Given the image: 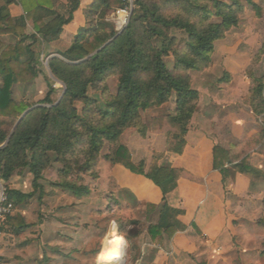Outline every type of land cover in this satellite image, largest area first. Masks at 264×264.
I'll return each instance as SVG.
<instances>
[{"label": "trees", "instance_id": "obj_1", "mask_svg": "<svg viewBox=\"0 0 264 264\" xmlns=\"http://www.w3.org/2000/svg\"><path fill=\"white\" fill-rule=\"evenodd\" d=\"M231 1L227 4L221 0H163L162 4H148L135 0V12L119 35L106 20L112 8L110 0H95L91 10L103 20L100 26L82 29L68 49L56 53L59 57L47 56L50 74L65 86L62 100L56 105L57 90L49 85L42 106L18 124L32 106L17 102L13 97L14 88L35 81L42 74L44 47L57 41L64 27L73 22L81 0H69L67 16L55 9L52 0H0V36L14 35L18 39L14 46L0 42V178L8 185L18 171L28 169L33 176L32 186L38 190L43 172L51 164L50 156L54 154L64 164V170L60 171L64 174L61 186L76 196H82V192L88 195L89 187L69 182V176L77 168L81 173L97 177L98 161L103 148L109 144L110 152L104 157L107 163L145 176L163 194V204L147 213V218L158 213V222L148 227L153 244L162 248L165 236L172 240L177 233L186 231L188 226L180 220L185 212L171 207L168 196L177 189L181 177L189 176L188 172L156 167L147 173L143 162L139 165L133 162L127 142L136 133L147 136L141 112L161 107L173 94L176 108L167 116V124L176 130L174 139L185 142L200 101V93L192 88L188 72L207 68L215 43L239 25L243 5L239 0ZM246 1L257 9L252 0ZM124 2L117 0L123 8ZM17 3L23 7L25 17L13 19L9 6ZM164 7L174 8L176 14H164ZM215 18L220 23L210 22ZM28 22L33 23L31 34L27 33ZM107 28L111 32L102 34ZM172 30L183 32L187 38L171 37ZM171 54L175 58L174 70L164 60ZM111 76L118 77L119 81L115 97L108 94L105 85ZM91 89L102 93L104 108L97 99L89 97ZM263 92L264 83L259 82L254 95L263 101ZM78 102L83 104L81 113L75 107ZM231 166L229 151L215 146L213 168L220 173L225 189L236 175ZM234 168L242 175L262 176L251 165L250 156ZM9 196L16 207L31 199L34 193L24 195L9 189ZM139 224L126 222L129 226ZM191 226L201 233L194 223ZM124 230L125 223H121L119 233L125 234Z\"/></svg>", "mask_w": 264, "mask_h": 264}, {"label": "rangeland", "instance_id": "obj_2", "mask_svg": "<svg viewBox=\"0 0 264 264\" xmlns=\"http://www.w3.org/2000/svg\"><path fill=\"white\" fill-rule=\"evenodd\" d=\"M94 1L83 11L87 19L84 29L96 28L103 22L91 10ZM144 1L148 4L163 3V0ZM221 1L232 3L231 0ZM239 1L243 5L239 25L231 28L223 39L215 43L211 64L203 70L188 72L192 88L200 93L199 105L188 126V132L191 126L201 129L198 119L193 121L197 113L210 112L206 113L210 118V122L206 123V130L215 136L219 146L229 151L231 167L236 174L227 188H224L226 211L224 229L219 239L211 246L206 245V239L193 229L194 237L199 238L191 249L194 264H264V92L263 101L254 95L259 82L264 83V0H252L257 9L246 0ZM57 3L56 10L67 16L68 5L61 0H57ZM124 3L125 8L129 9V24L135 12V0H125ZM110 4L112 8L107 13L106 20L114 25L120 35L128 26L127 24L122 31L118 30V12L123 7L117 4V0H110ZM163 11L168 16L176 14L172 7H164ZM210 22L220 23V20L215 18ZM110 32L111 29L107 28L102 34ZM170 36L177 40L187 38L183 32L176 30H172ZM71 40L72 38L66 39L64 36L58 44L60 49L70 47ZM155 44L159 45V42L156 41ZM48 55L49 51L44 49L41 57L42 74L35 81L15 87L17 102L26 103L31 108L42 106L51 84L57 90L55 100L63 98L65 86L50 74ZM164 60L168 68L174 70V56L171 54ZM105 85L111 97L118 94V77H109ZM88 95L97 99L102 108L105 107L101 92L91 89ZM175 101L176 96L173 94L169 102L161 107L141 112V118L147 127V135L150 131H166L169 150L178 153L183 150L186 141H176L173 136L176 130L167 124V116L176 108ZM75 107L81 113L83 104L75 103ZM109 152L110 146L106 144L96 168L97 177L81 173L77 168L69 176V182L89 187L90 193L85 195L82 192V196H76L72 190L61 186L64 174L61 175L60 171L64 170V164L51 154V164L44 170L40 181L41 188L34 190L31 186L34 191L31 211L40 221H48L52 226L51 235L44 237L46 240L43 242L40 237V242L34 244L35 250L30 254L28 264H98L104 252L111 254L116 251L118 239H123L126 244L125 264H140L138 261L143 253L139 244L143 248L146 246L148 227L158 222V213L147 218L143 206H137L129 198L127 203L121 202L126 197L117 190L113 182H109L105 171L109 163L104 157ZM247 156H250L251 165L262 176H246L235 170L234 167L241 164ZM154 158L157 162L161 159L159 156ZM154 168L155 165L145 170L144 164L147 173ZM18 172L22 173L23 181L29 179L28 169ZM189 176L184 175L190 179ZM31 178L33 180L32 175ZM7 186L10 189V184ZM128 221L140 224L129 226L126 225ZM121 223H125L123 235L119 233Z\"/></svg>", "mask_w": 264, "mask_h": 264}, {"label": "crops", "instance_id": "obj_3", "mask_svg": "<svg viewBox=\"0 0 264 264\" xmlns=\"http://www.w3.org/2000/svg\"><path fill=\"white\" fill-rule=\"evenodd\" d=\"M61 1L68 5L69 0ZM91 1L94 0H81L73 22L64 27L57 41L44 47L52 57L58 56L57 52L69 48V41L66 43L68 47L63 50L58 45L64 36L66 39L72 38V42L74 37L86 27L87 19L83 11ZM52 2L56 9L57 0H52ZM9 13L13 19L25 17V11L19 3L10 5ZM33 32V23L28 22L27 33ZM0 42L5 46H14L18 39L14 35H2ZM19 86L17 85L16 88ZM16 88L13 91L14 99ZM206 113L210 112L204 111L195 115L193 121L198 119L201 129L192 126L189 128L185 138L186 143L181 152L175 153L169 150V137L166 131H150L146 138L133 134L128 139L127 147L131 152L133 162L138 164L143 161L145 170H149L153 165L165 166L184 169L192 176V179L181 177L177 189L168 196V203L171 207L185 212L180 216V220L188 226V229L177 233L172 240L165 236L162 248H158L147 236L146 246L143 248V245L139 244L143 253V257L138 261L140 264H194L191 249L198 237H194V230L191 226L193 223L201 232L199 234L206 239V245L211 246L222 235L226 211L225 189L220 173L213 168V151L215 146L219 145L215 136L206 130V123L210 122ZM155 156L161 159L157 162ZM105 169L109 182H113L117 190H120L126 197L123 201L120 200L121 202L127 203L129 198L137 206L145 208L146 216L148 212H152L154 207L163 204L161 190L145 176L134 174L120 165L107 164ZM21 175L20 172L14 175L9 183L10 190L24 195L33 194L31 174L28 175L29 179L26 181L22 180ZM33 197L16 206L14 215L9 218L5 226V235L0 242V256L6 264H28L31 259L30 254L35 250L34 244L40 242V237L43 242L46 240L44 237L51 235L52 226L48 221L45 219L40 221L38 216L31 211Z\"/></svg>", "mask_w": 264, "mask_h": 264}, {"label": "built area", "instance_id": "obj_4", "mask_svg": "<svg viewBox=\"0 0 264 264\" xmlns=\"http://www.w3.org/2000/svg\"><path fill=\"white\" fill-rule=\"evenodd\" d=\"M128 8L122 9L118 12V30L122 31L128 24ZM16 211L14 203L9 196V188L7 184L0 178V242L5 235V226ZM0 264H6L3 258L0 256Z\"/></svg>", "mask_w": 264, "mask_h": 264}, {"label": "bare ground", "instance_id": "obj_5", "mask_svg": "<svg viewBox=\"0 0 264 264\" xmlns=\"http://www.w3.org/2000/svg\"><path fill=\"white\" fill-rule=\"evenodd\" d=\"M126 244L123 239H118L115 252L108 254L104 252L98 264H125Z\"/></svg>", "mask_w": 264, "mask_h": 264}, {"label": "water", "instance_id": "obj_6", "mask_svg": "<svg viewBox=\"0 0 264 264\" xmlns=\"http://www.w3.org/2000/svg\"><path fill=\"white\" fill-rule=\"evenodd\" d=\"M115 39V38H114ZM110 43V42H109ZM109 43H107L104 47H106ZM103 47V48H104ZM102 48V49H103ZM101 49V50H102ZM53 57H59V56H53ZM65 93V92H64ZM64 95V94H63ZM63 97V96H62ZM62 99V98H61ZM61 99L57 102V104L56 105H58L59 103H60V101H61ZM38 106H36V107H34V108H31V109H29V110H27L25 113H24V115L21 117V119L19 120V122H18V124L31 112V111H33L35 108H37ZM17 124V125H18Z\"/></svg>", "mask_w": 264, "mask_h": 264}]
</instances>
